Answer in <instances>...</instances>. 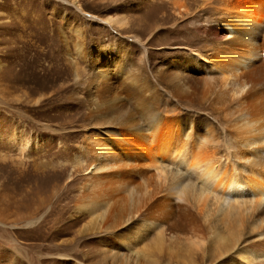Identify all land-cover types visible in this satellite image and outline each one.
Listing matches in <instances>:
<instances>
[{
	"label": "rangeland",
	"instance_id": "rangeland-1",
	"mask_svg": "<svg viewBox=\"0 0 264 264\" xmlns=\"http://www.w3.org/2000/svg\"><path fill=\"white\" fill-rule=\"evenodd\" d=\"M176 1L186 4L184 17L171 0H0V264H241L242 246L264 251V230L253 228L252 219L227 244L194 246L166 236L158 248V230L147 227L131 243L111 246L108 234L130 235L136 223L98 233L92 216L76 207L91 161L81 145L91 132L118 129L120 121L147 129L151 113L169 111L209 121L226 139L214 113L195 100L197 80L174 95L166 73L185 75L183 58L225 34L212 29L214 4ZM91 15L121 17L126 25L112 29ZM113 65L121 70L113 73L114 92L100 96L112 108L92 115L95 69ZM129 79L133 89L143 85L149 101L138 104L124 92L120 82ZM221 213L211 221L224 234Z\"/></svg>",
	"mask_w": 264,
	"mask_h": 264
},
{
	"label": "bare ground",
	"instance_id": "bare-ground-1",
	"mask_svg": "<svg viewBox=\"0 0 264 264\" xmlns=\"http://www.w3.org/2000/svg\"><path fill=\"white\" fill-rule=\"evenodd\" d=\"M171 1L177 14L184 17L186 4ZM213 2H205L206 8L214 4L212 29L222 30L224 37L209 39L204 49L183 58L185 75L166 73L174 95L187 93V83L197 80L195 100L220 121L225 141L209 121L167 111L151 113L147 129L120 121L118 129L87 134L81 145L91 161L76 207L92 216L98 233L107 226L138 224L130 235L120 231L108 234L111 246L131 243L142 237L140 230L147 227L158 230V248L166 236L194 246L207 241L224 244L239 235V227L248 219L263 233L264 0ZM74 5L84 13L80 5ZM91 18L112 29L126 25L121 17ZM74 31L82 34L78 27ZM108 68L95 69V81L89 88L92 115L112 108L100 96L114 92L110 87L118 78L113 73L121 70H115V65ZM190 70L199 76L190 75ZM132 82L121 81L122 89L138 104H145L149 100L142 93L143 85L133 89L129 86ZM17 147L23 151L27 145L20 141ZM217 212H222L224 234L211 221ZM130 215L134 221L126 219ZM239 250L241 264H264L262 248L249 245Z\"/></svg>",
	"mask_w": 264,
	"mask_h": 264
}]
</instances>
